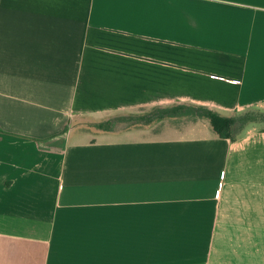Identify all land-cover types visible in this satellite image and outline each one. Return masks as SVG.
I'll return each instance as SVG.
<instances>
[{
	"label": "crops",
	"instance_id": "obj_1",
	"mask_svg": "<svg viewBox=\"0 0 264 264\" xmlns=\"http://www.w3.org/2000/svg\"><path fill=\"white\" fill-rule=\"evenodd\" d=\"M264 0H0V264H264ZM145 116V115H144Z\"/></svg>",
	"mask_w": 264,
	"mask_h": 264
},
{
	"label": "trees",
	"instance_id": "obj_2",
	"mask_svg": "<svg viewBox=\"0 0 264 264\" xmlns=\"http://www.w3.org/2000/svg\"><path fill=\"white\" fill-rule=\"evenodd\" d=\"M187 115L194 120L197 119H208L214 129V131L219 135L220 138L229 139L234 141L236 136L249 124L264 122V113L258 111H250L243 113L235 117H224L220 114L212 111L211 109L203 106L199 107H177L172 109H159L155 117H145L139 116L138 118L129 116V117H120L115 118L104 124H99L97 127L101 130H111L113 124L125 123V124H140V123H149L153 119H164L170 117L171 115ZM173 115V116H174Z\"/></svg>",
	"mask_w": 264,
	"mask_h": 264
},
{
	"label": "rangeland",
	"instance_id": "obj_3",
	"mask_svg": "<svg viewBox=\"0 0 264 264\" xmlns=\"http://www.w3.org/2000/svg\"><path fill=\"white\" fill-rule=\"evenodd\" d=\"M143 114V116L145 115V117H146V115H147V113L145 112V113H141V114H139V115H142Z\"/></svg>",
	"mask_w": 264,
	"mask_h": 264
}]
</instances>
